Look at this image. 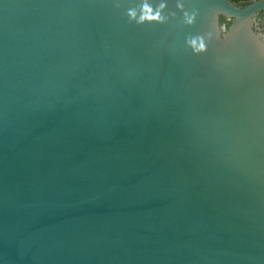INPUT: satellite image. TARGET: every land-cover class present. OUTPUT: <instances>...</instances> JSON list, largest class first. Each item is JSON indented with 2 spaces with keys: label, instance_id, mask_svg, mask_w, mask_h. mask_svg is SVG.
Returning a JSON list of instances; mask_svg holds the SVG:
<instances>
[{
  "label": "water",
  "instance_id": "1",
  "mask_svg": "<svg viewBox=\"0 0 264 264\" xmlns=\"http://www.w3.org/2000/svg\"><path fill=\"white\" fill-rule=\"evenodd\" d=\"M264 0H0V264H264Z\"/></svg>",
  "mask_w": 264,
  "mask_h": 264
},
{
  "label": "trees",
  "instance_id": "2",
  "mask_svg": "<svg viewBox=\"0 0 264 264\" xmlns=\"http://www.w3.org/2000/svg\"><path fill=\"white\" fill-rule=\"evenodd\" d=\"M232 1L247 3V1H249V0H232ZM260 16L264 18V10L260 13Z\"/></svg>",
  "mask_w": 264,
  "mask_h": 264
}]
</instances>
